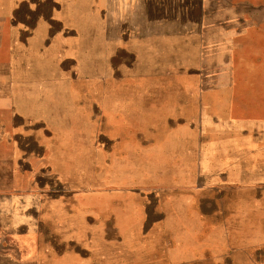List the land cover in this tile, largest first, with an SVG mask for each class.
I'll use <instances>...</instances> for the list:
<instances>
[{
    "label": "rangeland",
    "instance_id": "374dc122",
    "mask_svg": "<svg viewBox=\"0 0 264 264\" xmlns=\"http://www.w3.org/2000/svg\"><path fill=\"white\" fill-rule=\"evenodd\" d=\"M124 91L192 94L169 115L198 127L210 167L243 160L225 202L242 225L209 217L198 242L165 241L149 221L124 230ZM5 251L23 264H264V0H0Z\"/></svg>",
    "mask_w": 264,
    "mask_h": 264
},
{
    "label": "crops",
    "instance_id": "0c3cea01",
    "mask_svg": "<svg viewBox=\"0 0 264 264\" xmlns=\"http://www.w3.org/2000/svg\"><path fill=\"white\" fill-rule=\"evenodd\" d=\"M192 99L189 92L124 91V230L131 226L139 228L149 221L153 232L159 236L163 234L165 241L166 237L169 242L177 237L175 241L198 242L201 241L198 235H202L209 217H221L222 227L226 229L243 224L240 214L241 218L235 223L225 221L227 190L238 185L227 180L241 178L236 168L244 163L243 160L239 158L227 166L219 163L210 167L207 143L198 127L191 119L184 118L178 123L177 116L169 115L171 110L180 111L187 104L190 108ZM12 104L9 105L11 112L22 119L23 114ZM88 140L93 139L89 137ZM179 155L181 159L176 161L177 165L170 166L169 156L175 159ZM193 177L195 182H192ZM129 195L143 199L141 206L130 202ZM209 201H216L217 206L214 204L208 209ZM140 208L146 212L143 216L133 212ZM250 215L245 214L243 220L250 221ZM241 249L232 246L221 259L231 263ZM15 254L0 252V264H23Z\"/></svg>",
    "mask_w": 264,
    "mask_h": 264
}]
</instances>
